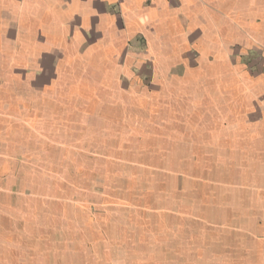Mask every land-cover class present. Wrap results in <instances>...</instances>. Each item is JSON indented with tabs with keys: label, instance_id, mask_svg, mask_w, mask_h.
Returning a JSON list of instances; mask_svg holds the SVG:
<instances>
[{
	"label": "crops",
	"instance_id": "0c3cea01",
	"mask_svg": "<svg viewBox=\"0 0 264 264\" xmlns=\"http://www.w3.org/2000/svg\"><path fill=\"white\" fill-rule=\"evenodd\" d=\"M0 264H264V0H0Z\"/></svg>",
	"mask_w": 264,
	"mask_h": 264
}]
</instances>
